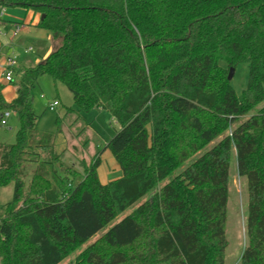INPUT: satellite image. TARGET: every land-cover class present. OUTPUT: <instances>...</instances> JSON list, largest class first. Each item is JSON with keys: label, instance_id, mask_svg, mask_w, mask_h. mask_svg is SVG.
<instances>
[{"label": "trees", "instance_id": "16d2710c", "mask_svg": "<svg viewBox=\"0 0 264 264\" xmlns=\"http://www.w3.org/2000/svg\"><path fill=\"white\" fill-rule=\"evenodd\" d=\"M15 6L61 45L25 71L10 103L0 78V126L6 111L20 122L15 143H0V187L14 186L0 264H61L133 207L69 264H225L234 155L247 192L240 264H264V0H0ZM240 64L249 82L237 95L228 76ZM44 75L79 111L116 119L105 148L120 178L102 184L98 158L72 187L71 170L56 167L33 109Z\"/></svg>", "mask_w": 264, "mask_h": 264}, {"label": "rangeland", "instance_id": "374dc122", "mask_svg": "<svg viewBox=\"0 0 264 264\" xmlns=\"http://www.w3.org/2000/svg\"><path fill=\"white\" fill-rule=\"evenodd\" d=\"M5 11V17L0 21V72L3 60L11 58L16 61L17 66L14 69L15 80L13 83L5 84L6 95H11L13 91H17L18 84L22 80L25 71L41 62V58L54 43L47 38L46 30L32 25L29 19H26L28 17L27 14L31 10L15 6L7 7ZM4 21L13 26L18 24V33L14 34L17 28L6 29L2 24ZM56 43H58L57 47H55L57 49L61 45V40ZM30 47L33 49L32 53H28ZM220 64L226 67V63L221 62ZM248 82L249 66L247 64L238 65L230 80L231 86L237 95L242 94L247 88ZM32 95L34 97L33 109L40 117L38 129L41 132L53 134V151L55 154L61 155V162H58L56 167L62 165L64 168L71 170L68 176L72 187L80 183L85 177V168L92 166L98 158L100 159V165L97 171L102 184H108L122 176L118 163L111 152L105 148L107 143L120 130V125L110 113L97 108L89 112L79 111L73 94L69 89L62 83H55L49 75H44L39 79L37 85L32 90ZM55 101H58L59 105L54 111H51L48 105ZM11 112V117L7 119V125L0 126V143L3 144L15 143L16 133L20 126L18 114L13 111ZM215 143L205 148L203 152L209 150ZM38 151L40 159L51 161L52 155L48 151ZM199 156L200 154H197L186 165L196 160ZM36 168L37 163H27L24 178L26 188L29 187ZM230 179V199L227 217L228 247L225 264H240L243 250L247 244L245 228L247 192L245 184L237 172L235 155L231 161ZM13 196V184L0 187V218L4 214L5 205L13 200ZM149 197L150 195L145 197L141 202L146 201ZM134 208L127 210L95 237L82 244L61 264H69L93 243L100 241L114 224L132 212Z\"/></svg>", "mask_w": 264, "mask_h": 264}, {"label": "built area", "instance_id": "2783aa9c", "mask_svg": "<svg viewBox=\"0 0 264 264\" xmlns=\"http://www.w3.org/2000/svg\"><path fill=\"white\" fill-rule=\"evenodd\" d=\"M5 14V8L4 9H0V19L4 16ZM19 31V27H17V30L14 32V34L16 35ZM33 50L32 48L28 49V52L31 53ZM17 63L14 59L9 58L6 62V65L3 67L2 70V74H1V78L7 82V83H12L15 80V67H16ZM59 105L58 101H55L53 103H50L48 105L49 109L51 111H54L55 108ZM11 111H6L2 118H1V126H6L7 125V119L11 117Z\"/></svg>", "mask_w": 264, "mask_h": 264}, {"label": "crops", "instance_id": "0c3cea01", "mask_svg": "<svg viewBox=\"0 0 264 264\" xmlns=\"http://www.w3.org/2000/svg\"><path fill=\"white\" fill-rule=\"evenodd\" d=\"M5 13H6V11H5ZM27 16L28 17H26V19L28 18L29 19V22L30 23H32V25H34V26H37L38 27V23H39V20L41 19V16L40 15H38V14H35L34 13V11H30V13L29 14H27ZM5 17V14H4V16L0 19V21L3 19ZM3 24V26L4 27H6V29H15V28H17L19 25L17 24V25H15V26H13V25H11L10 23H7V22H5L4 21V23H2ZM47 38L50 40V41H52V43H54V45L48 50V52L41 58L42 60L41 61H43V60H45L56 48L55 47H57V45H58V43H56L55 44V42H58L59 40H57V39H54L53 38V36H52V34L51 33H49V32H47ZM30 48H32V47H30ZM29 48V49H30ZM33 50V49H32ZM33 52V51H32ZM31 52V53H32ZM29 53V52H28ZM6 62H7V60H3L2 62H1V72H0V74H2V70H3V67L6 65ZM17 66V65H16ZM2 81H3V83H4V85L7 83V82H5L3 79H2ZM5 87H6V85H5ZM4 96H5V99H6V101L8 102V103H10L11 101H13L14 99H15V97H16V90L15 91H13L12 93H11V95H6V93H5V90H4Z\"/></svg>", "mask_w": 264, "mask_h": 264}, {"label": "water", "instance_id": "95a60500", "mask_svg": "<svg viewBox=\"0 0 264 264\" xmlns=\"http://www.w3.org/2000/svg\"><path fill=\"white\" fill-rule=\"evenodd\" d=\"M42 18H43V17H42ZM234 73H235V68H231V69H230L229 76H228V79H229V80H231V79H232V77H233Z\"/></svg>", "mask_w": 264, "mask_h": 264}]
</instances>
